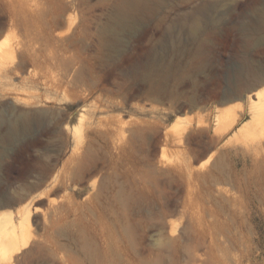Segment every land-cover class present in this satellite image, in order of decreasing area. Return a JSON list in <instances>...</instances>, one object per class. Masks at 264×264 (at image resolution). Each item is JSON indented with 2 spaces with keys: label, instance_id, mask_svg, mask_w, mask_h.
<instances>
[{
  "label": "rangeland",
  "instance_id": "1",
  "mask_svg": "<svg viewBox=\"0 0 264 264\" xmlns=\"http://www.w3.org/2000/svg\"><path fill=\"white\" fill-rule=\"evenodd\" d=\"M126 1L0 0V34L6 22L34 73L0 85V110L47 116L8 146L0 199L83 160L31 193L38 244L11 264H264V134L244 130L245 103L239 122L219 120L238 83L244 97L264 73V0H148L112 48L102 29ZM32 135L42 143L26 146Z\"/></svg>",
  "mask_w": 264,
  "mask_h": 264
},
{
  "label": "bare ground",
  "instance_id": "2",
  "mask_svg": "<svg viewBox=\"0 0 264 264\" xmlns=\"http://www.w3.org/2000/svg\"><path fill=\"white\" fill-rule=\"evenodd\" d=\"M147 2L148 0H127L123 3V6H119L115 10L109 20V23L102 29V34L105 36L106 41L110 47L117 48V46H119L123 41V35L130 32L131 28L137 26L140 23L139 21L144 17L143 14H145L149 9ZM39 9H34L32 11L30 10V13H34L31 14V16H36L37 18H39L41 15V10ZM42 14L44 15V13ZM201 21V18L198 19V22L192 28L193 33H198L201 30ZM7 29L8 25L6 22H4V33L0 34V85L2 88L7 84H11L12 81H9L11 78H13L11 76L16 72H19L18 70L20 69L26 70L29 74V77H32V74H34L32 73V70L28 68V63L31 62L22 60L21 57L17 58V46H14V44L11 43V34ZM64 33L65 32L62 31L57 32L53 37L51 36V33L49 31H46L42 32V36L46 40H49L51 38L57 39L64 38ZM255 73L256 71L254 72V74ZM257 77L258 80H256L258 82L254 84V86H257V88H255V91H252L250 94L243 97L244 85L242 84V81H240V83H238L239 88L236 90V92L226 97L225 101L227 102V105L223 107L219 118L222 125L227 126L232 125L235 122H239V117L237 115H244V113L238 114L237 112H235V106L233 105L245 103V111L250 113L251 118L249 119V123L245 125L244 130L247 131L246 133L248 135H250L251 132H249L248 130H250L252 127L259 128V130L262 131V134H264V73L258 74ZM4 112V110H0V168L1 159L7 156L6 151L8 149V146L21 139L22 137L30 135L33 127H36V124L44 122L45 117H47H42L43 113L41 110L40 112H33L29 110H18L16 108H13L11 111L7 112L6 115H9L8 117L4 116ZM69 118L73 119L74 117L69 116ZM85 124L86 117L80 116L78 119V123H76L74 127H71V129L74 130V133L77 136V140L81 139L85 131L87 130L84 129ZM49 125L50 124L46 123L44 127H49ZM119 127V131L122 132L124 130L123 125H120ZM87 132L89 131L87 130ZM41 143L42 141L39 136L32 135L25 140V144L28 147L36 146ZM209 149L210 148L204 151L202 156L206 155L209 152ZM163 155L164 150H162L161 153V156ZM212 156L213 153L208 156L206 161H209ZM81 157L82 156L80 155L76 156V159L74 156L69 157L67 162L64 163V171L61 172V174L56 177V180L52 182L50 179L52 178L53 171H50V168H47L43 170V173L39 178L40 180L37 183H25L24 185L27 186L29 188V191L32 193L33 191H36L41 187H44L45 185H52L57 181L61 182L63 179L60 177H67L73 173L72 165L75 160H77L78 162L83 161ZM79 165L81 166V164ZM80 166L77 168L81 169ZM75 173L77 172L75 171ZM72 176H74V174ZM52 189H49L47 193L52 192ZM31 193L20 194L14 197L7 196L3 199H0V264H11L15 262L21 254L27 253V250H29V248L34 245L35 241L38 244L37 238L34 240V236L32 235V218L34 213L42 210L43 208L39 204L40 199H35L31 196ZM49 202L50 204L54 203V200L51 199ZM13 205H17L16 209L12 208ZM57 209H59V206L57 207Z\"/></svg>",
  "mask_w": 264,
  "mask_h": 264
}]
</instances>
